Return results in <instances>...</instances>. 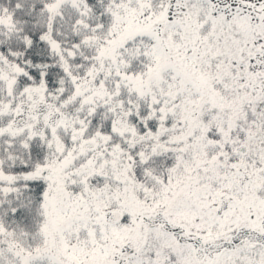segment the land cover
Masks as SVG:
<instances>
[{"label": "snow or ice", "instance_id": "6c2138e0", "mask_svg": "<svg viewBox=\"0 0 264 264\" xmlns=\"http://www.w3.org/2000/svg\"><path fill=\"white\" fill-rule=\"evenodd\" d=\"M0 264H264V0H0Z\"/></svg>", "mask_w": 264, "mask_h": 264}]
</instances>
